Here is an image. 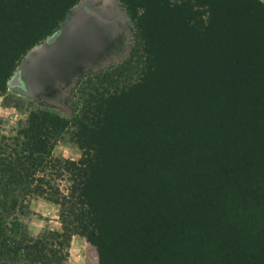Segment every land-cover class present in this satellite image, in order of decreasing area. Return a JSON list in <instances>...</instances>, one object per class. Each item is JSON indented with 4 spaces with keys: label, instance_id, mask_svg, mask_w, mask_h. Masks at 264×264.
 Instances as JSON below:
<instances>
[{
    "label": "rangeland",
    "instance_id": "1",
    "mask_svg": "<svg viewBox=\"0 0 264 264\" xmlns=\"http://www.w3.org/2000/svg\"><path fill=\"white\" fill-rule=\"evenodd\" d=\"M157 6L129 11L121 0H0V76L6 77L0 91V139L13 137L34 107L70 123L48 139L53 158L74 162L82 157L77 123L101 125L102 113L148 111L143 118L149 123L153 118L158 122L159 113L174 112V122L185 116L200 130L192 144H185L189 128L176 139L166 138L162 124L157 125L152 150L140 163L130 151L132 141L125 142V134L106 122L112 131L106 153L111 170L94 200V238L85 233L79 208L53 202L67 195L76 171L64 172L61 180L51 177L52 171L44 177L61 194L42 186L53 201L39 194L19 198L8 218L32 239L61 232L62 222H71L77 233L67 264H180V256L167 247L172 228L183 222L172 215L174 207L188 206L197 214L192 219L197 225L210 216L220 223L206 201L176 197L174 185L182 171L171 172L176 160L168 141L187 146L196 156V170L186 177L203 185L206 200L212 186L207 187L209 180L202 182L199 160L216 171L217 162L207 160L206 154L224 157L225 148L214 138L219 124L228 127L227 142L234 146L235 162L224 157L226 162L240 165L245 150L235 143L241 137L247 151L254 148L259 157L263 152L255 132L264 128V0H159ZM178 9L179 14L172 12ZM145 29L153 35L144 37ZM214 43L219 50L212 54ZM21 47L27 50L15 54ZM191 66L200 77L195 90L183 78L188 70L194 72ZM235 86L241 91L233 92ZM238 111L246 114L240 123L233 120ZM258 167L253 165L251 172H264ZM254 190L258 193L257 187Z\"/></svg>",
    "mask_w": 264,
    "mask_h": 264
},
{
    "label": "trees",
    "instance_id": "2",
    "mask_svg": "<svg viewBox=\"0 0 264 264\" xmlns=\"http://www.w3.org/2000/svg\"><path fill=\"white\" fill-rule=\"evenodd\" d=\"M121 2L129 11L133 8L146 11L155 3L156 8L159 9L157 6L159 0H155L154 4L135 0H121ZM180 10L172 12L179 14ZM145 32L143 31V36L146 38L153 35H148L149 31L146 29ZM26 47L18 48L15 54L27 50ZM216 48L217 45L214 43L210 52L216 53L219 50ZM185 53L188 55L190 49ZM227 60H231L230 56ZM191 67L194 72L188 70L183 78L187 77L188 87L195 90V79L199 80L200 77L196 74L195 67ZM208 78L214 79L216 76L210 75ZM5 80V75L0 76V91ZM237 90L241 91L236 86L232 89L233 92ZM140 104H144L143 99ZM130 114L132 113L126 112L122 116L116 113L99 114V120L103 124L98 126L77 123L76 144L82 152L78 162L55 159L52 156L53 143H50L48 138L50 135H59L70 124L53 111L34 107L13 137L2 136L0 139V264H67L71 239L77 233L71 227V222H62L61 232L49 231L32 239L25 234L19 223L8 218L16 209L19 198L24 195H46L48 201H53V198L47 194L48 190L54 189L52 193L61 195L57 188L50 186L49 181H44L49 171L53 172L50 174L51 177L59 180L63 179L64 172L76 171L72 177L74 184L69 186L67 195H61L53 202L61 207L63 204H71L73 209L79 208V217L84 219L82 227L85 233L88 237L96 236L97 208L94 206V200L103 191V181L106 179L104 177L111 170L108 167L106 153L109 151L108 142L112 131L106 122L125 134L123 137L125 142L132 141L129 146L130 151L140 163L152 150H149V146L155 141L157 125L162 124L161 132L166 138L176 139L189 128V137L185 142L182 139V143L185 144L186 142L192 144L190 142L192 137L200 131L195 126L196 123L188 122L185 116L174 122L176 116L174 112L159 113L158 122L153 118L149 123L143 118L149 114L148 111L140 115ZM245 115L244 111H238L233 120L240 123ZM229 131L226 125L219 124L216 134L214 132V138L216 143L227 150H224V157L234 161V146H230L227 142L230 140ZM255 134L264 145V128L256 131ZM241 138L235 140V146L240 151L245 150L239 166L231 165L224 157L217 158V152L214 156L206 154L205 157L209 161L217 162L216 171H211L199 160L200 178L202 182L210 181L207 187L212 186L208 200L203 196L205 191L203 185L196 184L186 177L194 174L196 170L197 161L193 160L196 156H191L187 152V146H180L179 142L175 143L172 140L168 141V147L176 160L171 172L176 175L179 170L182 171V176L176 177L174 185L176 197L182 202L192 203L196 200L200 203V199L206 201L211 210L217 211L216 217L220 219L218 224L210 216L209 220L206 218L207 223L197 225L192 221L197 214L192 213L188 206L180 204L182 208L174 207L172 215L183 222L181 227L174 226V230L171 227L173 233L167 247L173 255L180 256V264H264V172L259 170L260 175H256L255 171L251 172L253 165L259 164L258 168H264L262 164L264 146L259 157L254 148L247 151L246 140ZM205 143L209 144V140ZM252 144L257 145L255 142ZM42 186L47 187L48 190L42 189ZM255 187L258 193L254 192Z\"/></svg>",
    "mask_w": 264,
    "mask_h": 264
}]
</instances>
